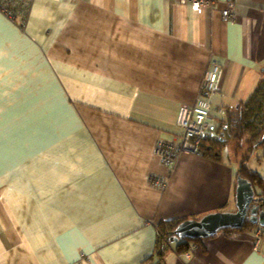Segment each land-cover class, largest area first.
Here are the masks:
<instances>
[{
    "label": "crops",
    "instance_id": "obj_1",
    "mask_svg": "<svg viewBox=\"0 0 264 264\" xmlns=\"http://www.w3.org/2000/svg\"><path fill=\"white\" fill-rule=\"evenodd\" d=\"M224 7L0 0V264H264L254 225L155 249L160 221L235 210L234 143L173 168L154 152L180 132L211 60L222 120L264 76V0H235L232 20ZM260 147L248 167L264 202Z\"/></svg>",
    "mask_w": 264,
    "mask_h": 264
},
{
    "label": "built area",
    "instance_id": "obj_2",
    "mask_svg": "<svg viewBox=\"0 0 264 264\" xmlns=\"http://www.w3.org/2000/svg\"><path fill=\"white\" fill-rule=\"evenodd\" d=\"M180 3H188L193 10H202L208 5H212L216 0H176ZM225 7L221 10V17L224 20L233 19L235 16V0H223ZM202 82L200 84L199 94L195 101L182 110L179 125L182 129L180 136L173 142L159 139L155 145L154 152L159 156L162 164L168 168L175 166L179 156L185 152L196 155H202L201 142L203 139L214 136L217 133L221 138L227 130L225 120L218 121L215 117L223 109L219 106L211 105V97L217 88L220 76V64L212 62L209 64ZM214 111V112H212ZM148 182L151 186L163 188L165 180L156 175H150ZM261 202V208L264 209V202ZM254 249L260 251V243L263 246L264 253V227L256 226L254 229ZM184 256L189 257L186 252Z\"/></svg>",
    "mask_w": 264,
    "mask_h": 264
},
{
    "label": "trees",
    "instance_id": "obj_3",
    "mask_svg": "<svg viewBox=\"0 0 264 264\" xmlns=\"http://www.w3.org/2000/svg\"><path fill=\"white\" fill-rule=\"evenodd\" d=\"M227 134L222 141L214 136L202 140L201 150L204 156L221 159V150L227 142L235 140L237 148L246 143L248 152L241 154L237 174L247 178L253 185L254 195L261 182V178L255 171L248 167V160L255 148H259L264 142V76L259 80L253 91L244 100L238 103L237 108L229 114L227 120ZM218 143V144H217ZM225 143V144H224ZM244 143V144H242ZM186 218H172L160 221L157 225V240L155 249L162 252L163 248L172 243L170 237L174 227ZM250 223H247L248 225ZM177 250L183 251L188 247V241L181 239L173 242Z\"/></svg>",
    "mask_w": 264,
    "mask_h": 264
},
{
    "label": "water",
    "instance_id": "obj_4",
    "mask_svg": "<svg viewBox=\"0 0 264 264\" xmlns=\"http://www.w3.org/2000/svg\"><path fill=\"white\" fill-rule=\"evenodd\" d=\"M235 183L234 211L221 210L207 213L199 219H184L172 230L170 241L208 238L221 230L242 229L247 223L264 226V209L261 205H255L252 183L239 174L236 176Z\"/></svg>",
    "mask_w": 264,
    "mask_h": 264
},
{
    "label": "rangeland",
    "instance_id": "obj_5",
    "mask_svg": "<svg viewBox=\"0 0 264 264\" xmlns=\"http://www.w3.org/2000/svg\"><path fill=\"white\" fill-rule=\"evenodd\" d=\"M174 1H176V0H174ZM176 2H178V1H176ZM192 9V8H191ZM193 10V9H192ZM197 11V10H196ZM230 20H232V19H230ZM212 62H216L217 63V61H215V60H211L210 61V63H212ZM220 72H221V65H220ZM216 90H217V88H216ZM216 90H215V92H216ZM199 93H197V95H198ZM195 98H197V97H195ZM211 103V105H212V107L213 106H215V105H213V103L212 102H210ZM192 104V103H191ZM190 104H184V105H182V107H181V111H180V114H179V118H178V120H177V126H178V128H179V130H180V132L178 133V134H174L173 135V140H168V142H173L174 140H176V138L178 137V136H180V134H181V132H182V129H181V127H180V125H179V120H180V116H181V113H182V110H183V108L185 107V106H189ZM212 112H214V111H212ZM215 117H216V119L218 120V121H220L221 120V118L219 117V115L218 114H216L215 115ZM228 129V128H227ZM227 131V130H226ZM226 131H225V133H224V135L221 137V138H219L218 137V135H217V133H215L214 134V138H216L217 140H220V141H222L223 139H224V137L226 136ZM166 141V140H165ZM228 143V142H227ZM231 143H234V145L233 146H237L236 144H235V140L233 139L232 141H231ZM218 144V143H217ZM225 144V143H224ZM244 144V143H243ZM227 148V147H226ZM229 148V153H230V159H232L231 161H232V166H234V168L235 169H238V167H239V164H238V160H235V157H232V156H234V151L232 150V148H230V147H228ZM240 150V153H239V156L241 155V154H243V153H245V152H248V150H247V148H246V143L242 146V147H240L239 146V148H238V151ZM227 150L225 149V151H224V153L226 152ZM236 151V150H235ZM261 151H262V149H261V147L260 148H255L254 150H253V152H252V156H251V158H250V160L248 161V166L249 167H251V166H253V164L255 163V156H257V155H259L260 153H261ZM203 155V154H202ZM225 155V154H224ZM200 156V155H199ZM174 167V166H173ZM173 167H171V168H173ZM157 176V175H156ZM159 177H162V176H159ZM163 178V177H162ZM164 180H165V178H163ZM165 182H166V180H165ZM165 185H166V183H165ZM165 185H164V187H165ZM163 187V188H164ZM250 225H254V228H253V233H254V229H255V227L256 226H261V225H258V224H252V223H250V224H248V225H246L245 224V226L243 227V228H245V227H247V226H250ZM262 227H264V226H262ZM242 228V229H243ZM253 237H254V235H253ZM184 240H186V239H184ZM253 240H254V238H253ZM262 245V243H260V245L259 246H261ZM252 246H253V250H255L254 249V243H253V241H252ZM258 250L259 249H257V250H255V251H257L258 252Z\"/></svg>",
    "mask_w": 264,
    "mask_h": 264
},
{
    "label": "flooded vegetation",
    "instance_id": "obj_6",
    "mask_svg": "<svg viewBox=\"0 0 264 264\" xmlns=\"http://www.w3.org/2000/svg\"><path fill=\"white\" fill-rule=\"evenodd\" d=\"M259 201H261V200H258V199H255V205H261V202H259Z\"/></svg>",
    "mask_w": 264,
    "mask_h": 264
}]
</instances>
